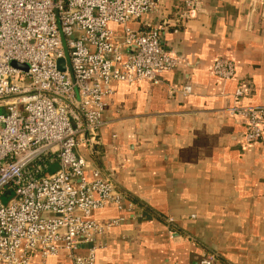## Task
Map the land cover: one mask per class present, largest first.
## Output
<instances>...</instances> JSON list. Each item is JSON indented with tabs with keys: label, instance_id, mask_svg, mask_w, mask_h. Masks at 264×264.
<instances>
[{
	"label": "crops",
	"instance_id": "crops-1",
	"mask_svg": "<svg viewBox=\"0 0 264 264\" xmlns=\"http://www.w3.org/2000/svg\"><path fill=\"white\" fill-rule=\"evenodd\" d=\"M160 1L130 25L160 24L161 43L182 62L155 81L115 83L98 143L79 147L87 168L110 174L135 206L131 215L113 204L92 213L101 223L125 218L100 237L95 264H199L211 250L213 264H264V137L245 142L228 114L238 83L242 105L264 104V0H199L186 23L179 0ZM218 57L234 63L227 82L212 74ZM181 83L192 93L180 94ZM29 264L72 262L60 251Z\"/></svg>",
	"mask_w": 264,
	"mask_h": 264
},
{
	"label": "built area",
	"instance_id": "built-area-1",
	"mask_svg": "<svg viewBox=\"0 0 264 264\" xmlns=\"http://www.w3.org/2000/svg\"><path fill=\"white\" fill-rule=\"evenodd\" d=\"M160 6V0H0V264H29L35 253L60 251L72 264H95L105 246L100 237L125 218L101 223L92 213L113 204L133 214L111 175L88 169L79 147L98 143L115 83L155 81L182 62L161 43L160 24L130 25ZM198 6L199 0H179L177 21L194 18ZM211 70L227 82L234 63L218 57ZM178 92L190 94L192 85L181 83ZM245 95L238 83L228 114L240 120L245 142L260 141L264 104L242 105ZM212 260L202 254L198 263Z\"/></svg>",
	"mask_w": 264,
	"mask_h": 264
},
{
	"label": "water",
	"instance_id": "water-1",
	"mask_svg": "<svg viewBox=\"0 0 264 264\" xmlns=\"http://www.w3.org/2000/svg\"><path fill=\"white\" fill-rule=\"evenodd\" d=\"M12 64H13L14 66H23V67H25L24 65H19V64H17L16 62H12ZM57 67H58V69H60V70H63V69H64V60H63V59H58V60H57Z\"/></svg>",
	"mask_w": 264,
	"mask_h": 264
},
{
	"label": "trees",
	"instance_id": "trees-1",
	"mask_svg": "<svg viewBox=\"0 0 264 264\" xmlns=\"http://www.w3.org/2000/svg\"><path fill=\"white\" fill-rule=\"evenodd\" d=\"M50 167H51V166H50ZM48 171H50V168L48 169ZM125 193H126V192H125ZM126 196H127V193H126ZM3 197H5V196H3ZM174 222H175V221H174ZM174 222H173V223H174ZM171 225H172V224H171ZM170 228H171V227H170ZM205 253L208 254V255H209V254H213L215 259H216L217 256H218L217 253H216L215 251H212V250H211V251H207V252H205Z\"/></svg>",
	"mask_w": 264,
	"mask_h": 264
},
{
	"label": "rangeland",
	"instance_id": "rangeland-1",
	"mask_svg": "<svg viewBox=\"0 0 264 264\" xmlns=\"http://www.w3.org/2000/svg\"><path fill=\"white\" fill-rule=\"evenodd\" d=\"M6 198L5 197H2V201L5 203L6 202Z\"/></svg>",
	"mask_w": 264,
	"mask_h": 264
}]
</instances>
